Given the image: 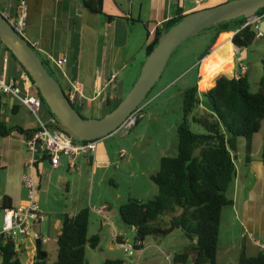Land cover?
<instances>
[{"label": "crops", "instance_id": "crops-1", "mask_svg": "<svg viewBox=\"0 0 264 264\" xmlns=\"http://www.w3.org/2000/svg\"><path fill=\"white\" fill-rule=\"evenodd\" d=\"M229 1L232 0H203L199 5L197 0H106V15H102L86 9L84 0H0V11L17 15L25 3L28 13L27 40L39 41L38 54L48 62L63 89L69 93L77 86L83 96V106L78 109L84 117L94 118L97 112L107 111L110 101L123 98L122 95L131 90L148 57L147 48L153 42L156 31L163 30L173 18L175 5L187 15ZM246 54L245 50L241 57L246 58ZM6 56L9 57L11 74L19 78L24 69L9 52L5 51L0 64ZM235 57L236 54L233 57L234 67L237 65ZM50 58L66 59L67 62L58 67ZM41 113L44 121L52 116L46 106H43ZM0 123L9 130L6 135L0 134V209L6 200L12 208H17L25 205L27 200L23 174L30 153L26 141L32 134L29 132L37 130L39 122L14 97L0 95ZM245 146V140L240 139L235 153L237 173L227 191V196L234 204L225 207L222 213L218 264H237L242 251L249 257L264 253V163L260 157L262 142L257 155L249 164L245 162ZM72 160L76 164L75 170L70 168ZM113 163V156L103 141H99L93 159L90 156L76 159L62 157L58 168L53 166L48 157L39 163V205L48 216L45 223H48L49 232L45 234L43 223L39 231L48 238L44 248L50 243L58 246L57 240L62 234L65 214L75 216L87 208L59 210L47 201L53 194L65 195L64 191L71 193L89 165H93L94 178L96 172L101 171L100 182L104 181ZM152 171L149 172L150 178L157 172ZM104 205L107 206V216L111 206L103 204L102 207ZM99 216L104 227L106 220ZM237 228H240V234ZM111 231L114 233L113 223ZM53 234L56 235L55 241ZM115 241L121 248L120 236H116ZM189 244L188 240L184 247ZM145 250L143 244L141 251ZM35 254L33 247L21 256L22 262L33 264ZM23 256H26V261H23ZM229 256H234L236 261L230 262Z\"/></svg>", "mask_w": 264, "mask_h": 264}, {"label": "trees", "instance_id": "trees-1", "mask_svg": "<svg viewBox=\"0 0 264 264\" xmlns=\"http://www.w3.org/2000/svg\"><path fill=\"white\" fill-rule=\"evenodd\" d=\"M83 4L94 14L106 15V0H84ZM173 11L168 25L156 31L147 48V56L155 50L165 32L190 15H184L178 5L173 7ZM258 14H264V9ZM247 21L242 17L205 30L212 31L213 36L199 61L209 56L229 36L237 47L249 48L256 40L258 30L254 25L245 26ZM4 48L19 63L5 45ZM43 61L50 74L55 76L48 62ZM233 65L232 57L213 70L200 82V86L198 82L184 91L177 154L161 158L159 171L151 177L158 187L157 196L150 200L130 198L120 208L122 221L134 227L135 241L142 242V246L149 236L166 237L175 230H182L190 244L183 252L174 255L177 264H218L222 213L225 207L234 204L227 191L237 173L235 153L239 140H245L246 164L257 155L262 142L260 157L264 163V77L257 92L251 91L247 74L239 80L225 75L219 77L230 75ZM35 92L41 96L37 88ZM122 99L110 101L107 112L114 110ZM201 107L205 111L198 115ZM191 120L203 126L206 132H193ZM8 133L9 130L0 123V134ZM8 208L12 205L6 200L1 210ZM166 217H170L168 226H160V220ZM90 221L89 208L82 209L75 216H63L62 234L57 240L58 257L54 264H87V245L96 249L100 242L98 235L89 237ZM119 243L125 242L121 239ZM48 257L44 244L38 241L33 264H47ZM0 258L1 264H23L11 243L1 246ZM105 264H123V261L107 260ZM237 264H264V253L249 257L242 251Z\"/></svg>", "mask_w": 264, "mask_h": 264}, {"label": "rangeland", "instance_id": "rangeland-1", "mask_svg": "<svg viewBox=\"0 0 264 264\" xmlns=\"http://www.w3.org/2000/svg\"><path fill=\"white\" fill-rule=\"evenodd\" d=\"M212 36V31H203L188 39L178 48L170 58L161 78L141 104L144 107L145 117L129 134L115 133L113 136L100 140L108 147L114 162L104 181L100 182L101 171L96 172L94 178L93 165H89L88 170L79 183L74 186L71 193L64 191L65 195L53 194L47 201L50 206L59 210L83 207L90 209L89 237L98 235L101 240L96 249L87 245V264H105L107 260H121L123 264H177L174 262V255L183 252L184 246L188 242V238L182 230H175L166 237H147L144 243L146 250L135 252L131 257L119 247L115 237L120 236L125 243L132 245L135 243L136 231L134 227L122 221L120 208L130 198L150 200L157 196L158 187L150 178L149 172L151 170H153L152 172L159 171L161 156L177 154L178 127L183 120L184 91L197 84L199 79L200 82L203 81L213 70L234 57V45L226 38L208 57L199 61V57L211 43ZM245 50L247 56L244 63L248 68L247 75L251 91L257 92L260 88V81L264 77V36L256 38L249 48L242 49L243 52ZM243 52L236 54V63ZM4 53L5 48L0 41V60ZM223 75L231 78V74H222L219 77ZM129 92L124 93L122 97L124 98ZM204 111V108L201 107L197 113L201 115ZM107 113V111L97 112L94 118H101ZM190 126L195 133L206 132L203 126L192 120ZM121 149L126 150L127 159L120 157ZM103 204L111 206V210L107 213L109 219L104 221V227L100 222L102 218L94 210L101 209ZM3 215V211L0 209V228L3 224ZM169 220L170 217L163 218L160 220V226H168ZM111 223L114 226V233L111 231ZM47 227L48 223H44L43 231L46 235L49 234ZM237 231L240 234V228H237ZM53 239L55 241V234H53ZM45 248L49 252L47 264H54L58 257V246L50 243ZM22 259L26 261V256H23ZM228 260L236 261L234 256H229ZM1 263L2 259L0 258Z\"/></svg>", "mask_w": 264, "mask_h": 264}, {"label": "built area", "instance_id": "built-area-1", "mask_svg": "<svg viewBox=\"0 0 264 264\" xmlns=\"http://www.w3.org/2000/svg\"><path fill=\"white\" fill-rule=\"evenodd\" d=\"M202 1L203 0H197V3L200 5ZM2 14L14 27L16 32L27 39L26 28L28 13L25 3L22 4L17 15H10L7 12H2ZM263 21L264 14H257L254 18L248 19L245 26L254 25L258 30L257 38H262L264 33L260 31V26ZM29 43L38 52L39 41H29ZM234 48V54L243 52L242 48L237 46ZM49 60L58 67H62L67 62L66 59L50 58ZM244 60L245 57H240L237 66L232 70L231 79L234 78L239 80L247 74L248 68ZM35 88V83L27 71L24 70L19 78L12 75L9 68V57L6 56L3 58L0 64V95L14 97L19 103L26 106L39 122L37 130L33 132L26 141V146L30 153V158L25 165V172L23 174V186L27 190L26 204L17 208L3 210V224L0 228V253L2 245L11 243L20 258L33 247L36 250L38 241H41L43 244L48 241V238L43 236L39 231L40 226L48 219L47 214L41 210L39 205L40 184L37 175L39 163L45 157H48L51 159L53 166L58 168L62 157L65 156L72 159L90 156L93 159V157L96 156L99 144V141L75 140L60 128V123L54 115H52L49 120L44 121L40 113L45 102L42 97L35 92ZM67 94L73 106L76 108L83 106V96L80 94L77 86H74L73 90ZM96 94L99 95L100 91ZM144 117V107L140 105L128 116L115 133H120L121 135L129 134ZM120 156L123 159H127V152L125 149L120 151ZM70 168L75 170L76 164L74 160H72ZM94 210L101 215L103 219H108L105 215L107 206L104 205L101 210ZM250 236L253 237L252 234ZM29 245L33 246L31 247ZM121 248L131 257L135 252L141 251L143 246L142 242L135 241L133 245L130 243H123Z\"/></svg>", "mask_w": 264, "mask_h": 264}, {"label": "water", "instance_id": "water-1", "mask_svg": "<svg viewBox=\"0 0 264 264\" xmlns=\"http://www.w3.org/2000/svg\"><path fill=\"white\" fill-rule=\"evenodd\" d=\"M264 9V0H232L197 10L174 24L147 57L140 76L118 106L101 118L84 117L71 103L57 77L50 74L43 58L20 36L0 11V40L24 67L60 128L77 141H100L113 135L145 100L164 73L170 58L191 37L216 25L242 17L254 18ZM264 33V21L260 26ZM233 43V42H232ZM234 46H236L233 43Z\"/></svg>", "mask_w": 264, "mask_h": 264}, {"label": "bare ground", "instance_id": "bare-ground-1", "mask_svg": "<svg viewBox=\"0 0 264 264\" xmlns=\"http://www.w3.org/2000/svg\"><path fill=\"white\" fill-rule=\"evenodd\" d=\"M231 37V36H230ZM228 38V42H230V43H232V41H231V38ZM233 45V44H232ZM233 49H234V51H235V48H234V46H233Z\"/></svg>", "mask_w": 264, "mask_h": 264}]
</instances>
